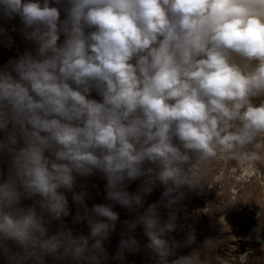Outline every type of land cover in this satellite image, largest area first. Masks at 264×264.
<instances>
[{
  "label": "clouds",
  "instance_id": "clouds-1",
  "mask_svg": "<svg viewBox=\"0 0 264 264\" xmlns=\"http://www.w3.org/2000/svg\"><path fill=\"white\" fill-rule=\"evenodd\" d=\"M0 11L19 17L34 46L0 68L4 264H121L125 250L163 256L191 244V233L165 239L178 228L183 189H200L212 159L260 158L264 0H0ZM94 172L111 203L89 209L72 189L75 176ZM157 184L159 200L121 222L109 255L113 204L134 211ZM67 192L86 236L63 225L48 234L46 225L69 215ZM141 222L143 247L131 234ZM206 261L193 251L172 264Z\"/></svg>",
  "mask_w": 264,
  "mask_h": 264
},
{
  "label": "rangeland",
  "instance_id": "rangeland-1",
  "mask_svg": "<svg viewBox=\"0 0 264 264\" xmlns=\"http://www.w3.org/2000/svg\"><path fill=\"white\" fill-rule=\"evenodd\" d=\"M0 28L4 29V36H0L2 68L11 59L34 46L22 35L23 26L18 16L7 17L0 11ZM6 38H10L11 43ZM92 96L98 99L95 93ZM3 135L0 132V138ZM258 143L262 146L258 153L259 159L243 165L228 157H217L208 163L200 189H183L184 195L176 211L178 228L165 239L182 243L186 235L191 233L194 237L191 244L178 247L163 256L125 250L121 264H154L156 260L161 264H172L179 256L189 255L193 251L200 253L201 260H207L205 264H264V134L258 137ZM8 164L7 154H0V181L6 178ZM149 166L151 165H145ZM142 179L128 183L127 190L130 193L137 192ZM104 184L105 180L98 172L87 177L77 175L72 191L83 192L84 204L90 209L93 204L111 203L105 198ZM162 191L158 184L149 195L142 197L141 205L134 211L113 204V210L119 213V219L115 230L103 242L109 255L115 251L124 229L121 222L139 220L147 205L159 200ZM66 196L69 215L46 225L48 234H55L63 225V230H71L74 236H86L89 230L87 223L83 220L74 222L73 216L77 208L71 200V192H67ZM30 203V199L21 200V206L27 207ZM160 211L166 219L168 210L161 208ZM145 232L141 222L131 233L142 247L149 243ZM0 264H4L2 257ZM26 264L32 262L28 261ZM46 264H52L51 260L46 258Z\"/></svg>",
  "mask_w": 264,
  "mask_h": 264
},
{
  "label": "bare ground",
  "instance_id": "bare-ground-1",
  "mask_svg": "<svg viewBox=\"0 0 264 264\" xmlns=\"http://www.w3.org/2000/svg\"><path fill=\"white\" fill-rule=\"evenodd\" d=\"M158 185V184H157ZM157 189V188H156Z\"/></svg>",
  "mask_w": 264,
  "mask_h": 264
}]
</instances>
